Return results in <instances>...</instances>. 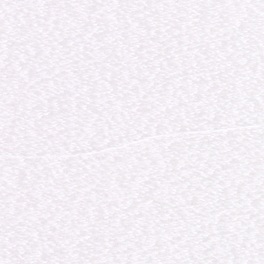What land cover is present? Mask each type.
<instances>
[{"label": "snow or ice", "instance_id": "1", "mask_svg": "<svg viewBox=\"0 0 264 264\" xmlns=\"http://www.w3.org/2000/svg\"><path fill=\"white\" fill-rule=\"evenodd\" d=\"M0 264H264V0H0Z\"/></svg>", "mask_w": 264, "mask_h": 264}]
</instances>
